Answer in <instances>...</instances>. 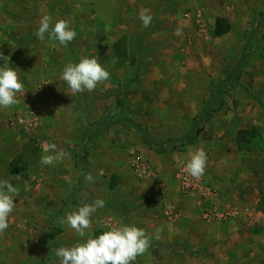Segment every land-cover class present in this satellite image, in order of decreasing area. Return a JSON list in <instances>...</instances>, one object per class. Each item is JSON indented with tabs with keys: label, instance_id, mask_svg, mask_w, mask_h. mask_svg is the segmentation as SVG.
<instances>
[{
	"label": "rangeland",
	"instance_id": "374dc122",
	"mask_svg": "<svg viewBox=\"0 0 264 264\" xmlns=\"http://www.w3.org/2000/svg\"><path fill=\"white\" fill-rule=\"evenodd\" d=\"M143 8L153 18L148 28L139 19ZM45 14L53 23L68 20L76 31L67 47L47 33L37 38ZM219 17L230 25L222 37L214 35ZM178 28L179 36L174 34ZM5 35L15 49L25 48L23 59H35L29 60L32 83L29 76L24 95L17 94L24 104L16 110L36 108L39 127L37 135H10L17 151L4 141L8 135L0 139L8 152L0 159V180L18 187L9 227L0 233V264H59L58 247L94 238L95 232L108 230L105 224L142 228L144 217H150L162 228L173 226L193 205L189 212L205 222L204 205L185 196L180 184L178 204L163 195L166 187L155 185L156 199L139 202L143 195L134 186L149 170L142 178L136 175L128 146L161 155L170 152L160 148L169 143L172 152L187 154L185 161L203 148L208 159L200 179L216 190L221 204L264 213V0H0L1 46ZM15 49L8 66L22 69ZM82 56H96L110 76L91 92L73 94L60 77L68 62ZM34 99L39 104L34 106ZM4 109L2 119L8 116ZM67 134L70 158L41 165L42 143H55L58 151ZM88 173L94 182L85 180ZM97 198L105 204L92 214V228L81 238L62 221L68 211ZM257 224L254 217L243 225V245L250 248L241 250L264 264V229ZM173 246L151 240L133 264H212L208 259L218 264L214 260L221 253Z\"/></svg>",
	"mask_w": 264,
	"mask_h": 264
},
{
	"label": "clouds",
	"instance_id": "9594fccd",
	"mask_svg": "<svg viewBox=\"0 0 264 264\" xmlns=\"http://www.w3.org/2000/svg\"><path fill=\"white\" fill-rule=\"evenodd\" d=\"M139 19L143 28H148L152 22L150 10L143 8L139 12ZM50 40L58 41L67 47L76 36V31L70 26L66 19H58L53 23V18L47 14L43 15L36 31L38 39L43 40L45 34ZM175 35H181L178 28ZM0 59L4 61L0 67V108H9L19 100L17 94L25 93L24 84L20 81L17 71L8 66L9 57L0 53ZM110 73L100 63L96 56L91 58L82 56L79 62H68L62 70L61 79L65 81L71 93H82L85 90L93 91L99 83L107 81ZM51 83V82H50ZM41 165L48 166L70 158L65 150L57 151L55 143L44 142L41 145ZM207 153L203 148H195L189 153L186 161H181L183 171L195 180H199L206 168ZM87 182H94L91 173L85 175ZM20 181L21 177L16 176ZM25 191H29L31 185L28 181L23 182ZM18 194V187L13 186L10 180H0V233L9 227V216L15 209L14 196ZM105 201L95 199L92 203H84L78 208L68 211L63 219L74 232L81 238L86 236L87 230L92 228L91 216L98 208H102ZM108 230L95 238L88 236L84 242H77L70 247H58L55 255L59 264H133L138 256L145 254L153 238L159 239L161 228H156L155 233L150 236L145 229L135 225H104Z\"/></svg>",
	"mask_w": 264,
	"mask_h": 264
},
{
	"label": "crops",
	"instance_id": "0c3cea01",
	"mask_svg": "<svg viewBox=\"0 0 264 264\" xmlns=\"http://www.w3.org/2000/svg\"><path fill=\"white\" fill-rule=\"evenodd\" d=\"M184 16L185 18H189L188 14H185ZM2 39L3 41H2V46L0 45V53H2L3 56L9 57V60H11L14 57L13 53L15 46L8 44L11 42L10 37L5 35L2 37ZM27 49H29V46ZM15 51L20 53L19 54L20 56L16 60H19V65H22V69L23 67H25V71L23 72L22 69H15V70L18 73L20 81L24 84V86L28 87L29 84L28 77L30 76L31 78L30 82L32 83V78L33 75L35 74V71L33 69L34 66H31L32 63H30L29 60H31V62L33 60L34 62L35 59H33V57L32 59L29 58L23 59V56L27 54L23 52L25 51V48L19 46V49L18 50L15 49ZM37 57L40 58L42 57V55L38 52ZM0 61L3 60L0 59ZM20 99L21 98H18L19 103L4 109L5 111H7L8 116L16 112L17 111L16 109L18 108L20 109L23 106L24 101ZM34 101L36 102V104L38 103V101L36 99L32 100V103L35 106ZM8 116H6L4 119L0 117V139L1 136L4 137V135H8V137H6L7 140L4 141L8 142L7 143L8 146L13 145V150L17 151L18 150L17 144L16 142L12 144L11 142L12 139L10 135H13L16 139H18L19 134H23L25 136L26 133L23 131L22 128L18 126H10L8 122ZM36 116L34 117V127H33L34 129H32V133H34L35 135H37L36 130L39 127L38 125H37L38 127L37 126L35 127V119L38 118V122H39V114H37ZM4 141H0V142H4ZM71 142L72 140L70 138V135L67 134L66 138L64 137L63 140L60 139L58 141L59 144L58 146H60V149L66 151L67 148L71 147L70 146L72 145ZM5 150L7 151L6 148L0 146V155H2L0 156V159L4 156V154L8 153V152L5 153ZM131 150L139 154L143 158V160L145 156V158L149 161V164L152 166V169L154 170L153 172L151 169H146L147 172L149 170L148 173L149 176L145 177V180L142 181V184L134 186L137 187V189L139 190L140 196L143 195V200H139V202L140 201L144 202L148 200L153 202L156 199L157 195L155 194V191H153L151 187L155 185L157 186V188L166 187L165 190L162 189L164 193L163 195H166L168 200H172L173 203L178 204L179 203L178 199L180 198L178 192L179 183L175 179L174 174L178 163L180 161H185L184 158L186 157L187 154L183 152L170 151V152H164L163 154L159 155L156 152L149 151L142 145L141 147L128 146L126 151L129 153L128 156L130 157V159H131L130 156ZM131 164H132V159H131ZM171 191H173V198L171 197L172 196ZM134 196L135 195H132L129 198L133 199ZM128 201H129L128 207H132V201L131 200ZM234 208L236 209V215L232 216L227 221L214 222V223L207 221L202 222L199 216L195 214V212L192 213L189 212L191 210H194V205H193L191 206V208L188 209L186 208L185 211L181 212V214L178 216V218L180 219L178 221L176 220L177 222L176 221L175 222L177 224L173 226L167 225V226H163L162 228V226H159L157 224L156 220H153L150 217L149 218L144 217L141 227L145 229L146 226H149L148 234H150L151 236L155 233L156 228H161L162 231L159 234L160 238L152 239L154 241H158L159 243H171L172 245L175 246L177 245V246L186 247L188 250H201L207 252L220 251L221 253L219 255H216L215 257L216 259L214 260V263L218 261V264H254L253 262H257V261H254L252 258H249L247 256L244 257L242 255V250L244 251L246 246L250 248L249 245L246 246L243 245L242 229L245 223H252L254 217L258 223L256 225L257 226L256 228L259 229L260 231L261 229L259 227H262L264 229V213L258 214L252 211L250 212L249 208H237V207ZM143 216H146L145 213ZM191 220L194 222H191ZM209 262L213 264L212 259H208V263Z\"/></svg>",
	"mask_w": 264,
	"mask_h": 264
},
{
	"label": "built area",
	"instance_id": "2783aa9c",
	"mask_svg": "<svg viewBox=\"0 0 264 264\" xmlns=\"http://www.w3.org/2000/svg\"><path fill=\"white\" fill-rule=\"evenodd\" d=\"M30 108V107H28ZM35 109H25L17 111V114L8 119L10 126H18L25 133H31L34 127ZM133 167L136 174L141 178L146 175L147 164L143 158L135 151H130ZM175 178L180 184V190L184 195H192L197 197L203 206L202 218L207 222H222L229 220L236 215L234 207H224L219 201L216 191L208 186H205L201 179L195 180L183 171L181 161L178 163Z\"/></svg>",
	"mask_w": 264,
	"mask_h": 264
},
{
	"label": "trees",
	"instance_id": "16d2710c",
	"mask_svg": "<svg viewBox=\"0 0 264 264\" xmlns=\"http://www.w3.org/2000/svg\"><path fill=\"white\" fill-rule=\"evenodd\" d=\"M229 31H230V25H229L228 21L224 18H220V17L216 18L215 25H214V35L217 37H222V36L226 35L227 33H229ZM263 40H264V36H263ZM197 134H198V132H196L194 135H197ZM243 134H244V132H240V136ZM192 138H194V136H192ZM160 148L161 149L167 148L169 151H172L174 149V146L168 143V144L161 145ZM100 234H102V232H100V231L95 232L94 238Z\"/></svg>",
	"mask_w": 264,
	"mask_h": 264
}]
</instances>
